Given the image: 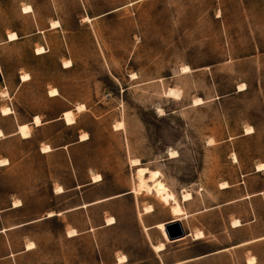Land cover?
<instances>
[{
    "label": "rangeland",
    "instance_id": "rangeland-1",
    "mask_svg": "<svg viewBox=\"0 0 264 264\" xmlns=\"http://www.w3.org/2000/svg\"><path fill=\"white\" fill-rule=\"evenodd\" d=\"M23 4L33 6L42 24L60 19L61 29L23 38L33 26L32 16L19 15ZM11 29L22 39L0 45V90L10 94L0 107L11 104L24 122L33 115L50 120L64 103L84 104L85 110L75 112L74 126L59 124L36 132L30 142L18 141L24 156L29 152V171L0 174V208L11 199L23 207L2 214L0 226L130 192L135 159L161 175L179 200L191 192L190 203L181 200L189 211L228 200L232 194L221 195L219 184L237 190L242 176L264 163V0H4L0 41ZM41 45L47 51L36 56L33 49ZM65 60L73 66L64 68ZM185 66L191 69L186 74ZM24 73L30 80L21 83ZM52 88L68 102L49 99ZM195 99L203 103L195 106ZM120 121L124 129L114 130ZM248 127L254 133L245 134ZM83 133L89 139L69 149L72 161L66 153L50 159L34 153L40 140L56 137L54 145L62 146ZM90 173L103 180L62 196L52 192L76 179L84 183ZM144 205L155 208L143 218L145 226L170 216L169 207L146 193L118 197L9 231L0 237L2 254L9 251L6 239L13 251L30 241L36 249L0 264H115L122 253L127 264H157L138 218ZM110 216L116 224L104 226ZM220 218L210 211L204 220L216 230ZM71 228L78 237L66 236Z\"/></svg>",
    "mask_w": 264,
    "mask_h": 264
},
{
    "label": "crops",
    "instance_id": "crops-1",
    "mask_svg": "<svg viewBox=\"0 0 264 264\" xmlns=\"http://www.w3.org/2000/svg\"><path fill=\"white\" fill-rule=\"evenodd\" d=\"M2 1L4 0H0V2ZM23 5H30L32 7L33 12L24 13L21 10ZM23 5L20 6L19 8V15L33 17V26H31L32 29L26 32L22 36L23 38L41 35L47 30H53L50 28V22H48L47 24H42V22L35 17L38 16V14H36L31 4H23ZM52 21L60 22V19L59 20L53 19ZM59 29H61V26H59V28L56 30ZM10 32H15L17 34L18 39L14 41H9L8 32H6L4 34V37L0 41V45L21 43L20 39L22 38L21 36H19L20 35L19 31L16 29H11ZM41 46H43L46 50L45 45H41ZM37 48L38 47H35L33 49L34 54L36 53ZM35 55L37 56V54ZM0 71L3 79L2 84H4V76L1 70V66H0ZM28 80H30V76ZM24 82L21 81V83ZM48 95L49 94L47 93V96ZM5 98L10 99V94H7L6 97L0 96V100ZM48 98L51 100L62 99L67 101L66 99L60 96L59 91L57 96H53V97L48 96ZM78 106H74L73 108H71L68 106V104L64 103V108L61 110V113L50 120H42L40 115H33L29 120L24 122L22 120L17 119V117L15 116V111L13 110V106L11 104L7 103L6 105V107L9 108L11 111L8 114L3 115L2 109L6 107H3L2 105L1 106L2 108L0 107L1 109L0 117L5 122L7 121L8 122L4 124L0 123V131L2 132L3 135V137L0 138V174H7L10 171L13 172L18 171L17 173H24V171L25 173L26 171L28 172L29 171L28 163L30 161V156H28L29 152L26 153V155L24 156L25 152H22L19 148L16 147L18 141L22 143L30 142L34 139L36 132L42 133L44 130H47L59 124L60 125L63 124L66 127H71L76 125L75 112L78 111L77 110ZM83 110H85V105ZM66 112L72 113L73 117L75 118L74 124H67L66 120L64 119V114ZM35 117L42 120L40 126L35 125L34 122ZM25 125H28L30 128V136L27 138H22L20 134V127ZM76 137H77L76 142L63 144L62 146L54 145L56 137L40 140L38 141L37 146L34 149V153L43 158L45 157L46 159H50L58 156L59 154L66 153V155H68V159L72 161V157L69 153L70 152L69 149L74 144H80L86 142L89 139L88 138L87 140H81L79 134ZM7 145H11L12 148H7V150H4V147H6ZM44 145H48L50 147V151L42 152V147H44ZM259 164L264 165V163H259ZM256 165L254 167L255 170L250 175L242 176L243 178L242 182L240 183L238 182L236 184L239 187L237 190L233 189L230 191L232 187L229 184L227 189H220L221 195L225 196L231 193L232 194L231 198H229L226 201H221L210 208H204L201 210L189 211L187 210L186 207L182 206L186 211L187 214L186 217H180V218H176L174 216L172 217L169 211L170 216L167 217L166 219L159 220L158 222L155 221V223H148V225L145 226V224H143V218L145 219V217L154 213L155 208L153 212L144 213L142 206L141 207L142 210L139 211L141 212L142 215L140 218L138 216V218L143 226V231L146 233V236L148 238V242L154 254L155 262H157V264H264V169L262 171H258L256 169ZM71 170H74V168L72 167ZM93 174L94 173H90L88 181L81 184L79 183L78 179H76L75 183L68 188H65L64 185L63 186L58 185L62 188V193H56L54 192V189L52 190V192L54 193L55 196H62L63 194L69 191H78L85 186L99 184V183H93L92 181ZM257 183H260L262 187L259 188L256 187ZM131 194H134L133 190L127 193L101 198L100 200L94 202H82V204L76 205L69 209H64L63 211H50L46 213L48 218H46L45 215V217L43 218L30 220L20 224L0 226V237L2 235H5L7 237V233H9V231L18 228L27 227V225H30L38 221L51 219L52 217L60 218L66 213L79 211L90 206L98 205L100 203L108 202L114 199H118V197L131 195ZM82 198H84L83 195ZM191 200H193V195ZM191 200L183 203H190ZM17 201H19L20 203L14 205V203ZM22 207L23 204L20 200L14 201L11 199L9 200L8 207L0 208V218L2 217V214L9 213V211H17ZM210 211H217V212L219 211V213L221 214V218L219 222L220 226L216 230H213L209 227V225H206L204 220L207 214L210 213ZM49 213H52L53 215L49 216ZM195 216H200L201 219L197 224L192 223L189 225V220L191 221L192 218ZM107 218L109 217L103 219L104 226H113L116 224L115 219L112 224H107L106 223ZM233 221H237L238 225L232 224ZM173 222H177L179 225L182 226L185 236L180 239H176L174 241H169L168 238L166 239L164 237L158 225L163 224L165 226ZM155 229H157L159 233L155 234V237L152 241L149 237V234L150 233L152 234V231H155ZM69 230H75L76 234L72 236L68 235ZM93 230L94 228L90 227L85 232H92ZM196 231L201 232L203 236L201 238H195L194 233ZM65 234L68 238H75L79 236V232L76 228L67 229ZM6 242L9 251L6 252L5 254H2L0 252V260L10 259L20 254H25L28 253L29 251L36 249L34 243L30 241L28 243H33V248H27L26 247L27 244H25L23 245L24 248L22 250L13 251L8 239H6ZM183 242L187 244L186 247H182V245L184 244ZM159 243L164 244V248L160 251H155L154 246H156V244ZM174 246H176V249L171 250V248H173ZM119 256H124L125 260L119 263L118 262ZM249 260H253V262H249ZM114 261L115 264H127L128 257L122 253L116 255L114 257Z\"/></svg>",
    "mask_w": 264,
    "mask_h": 264
},
{
    "label": "bare ground",
    "instance_id": "bare-ground-1",
    "mask_svg": "<svg viewBox=\"0 0 264 264\" xmlns=\"http://www.w3.org/2000/svg\"><path fill=\"white\" fill-rule=\"evenodd\" d=\"M21 10L24 12V13H31L33 12L32 10V7L30 5H23ZM83 20L86 21L87 23L89 22H92V18H90L89 16H84L83 17ZM60 26V22L58 21H52L50 23V28L51 29H58ZM18 39L17 37V34L15 32H9L8 33V40L9 41H14ZM45 48L43 46L41 47H38L36 49V54L37 55H41L43 53H45ZM63 64V67L64 68H70L73 66V64L71 63L70 60H65L62 62ZM191 69L190 67L188 66H185L182 68V72L183 73H188L190 72ZM134 76V75H133ZM132 76V77H133ZM29 79V75L28 74H24L21 76V81L24 82L26 80ZM244 89V84L242 86H239L238 90L239 91H243ZM8 94L7 90H3V91H0V96L2 97H6ZM49 96H57L58 95V91L57 89L55 88H52L49 90L48 92ZM169 96L170 95H174L175 93L170 89V91L167 93ZM203 101L201 99H195L194 100V105H200L202 104ZM84 109V105L83 104H80L78 107H77V110L78 111H81ZM11 110L9 108H3L2 109V114L3 115H6L10 112ZM34 122H35V125L36 126H40L41 125V120L38 119L37 117L34 118ZM64 119L66 120L67 124H74L75 123V118L73 117L72 113L71 112H66L64 114ZM124 129V122L123 121H120L118 124H116L115 126V129ZM245 134H252L254 133L253 132V128L252 127H248V128H245ZM20 134H21V137L22 138H27L30 136V128L28 125H25V126H22L20 127ZM3 137L2 135V132L0 131V138ZM80 138L81 140H87L89 138V136H87L86 133H83V134H80ZM50 151V147L48 145H44V147H42V152H48ZM170 156L174 155V152L173 151H170ZM235 160H236V157H235ZM2 163H5V162H2ZM131 165L132 166H135L137 165L136 167V174H135V179H134V188H133V192L135 195H138V194H142V193H146L147 195H151V196H154L159 202H161L163 205L169 207L170 209V213L172 215V217H176V218H180V217H186L187 214H186V211L185 209L182 207L181 205V200L182 202H188L191 200L192 198V193L190 194L189 192H183L182 194V197H181V200H179L175 194L174 191H171V189H169L164 183H163V180H162V176L161 175H158V176H155L154 173L152 171H150L149 169L145 168V167H141V166H138L139 165V160L135 159V160H132L131 161ZM256 169L258 171H262L264 169V165H261V164H258L256 165ZM102 180V175L101 174H93L92 175V181L93 183H99V181ZM228 187V183L226 182H223L221 184H219V188L220 189H227ZM54 192L56 193H62V188L60 186H56L54 188ZM20 202L17 201L14 203V205H17L19 204ZM143 212L144 213H150V212H153L154 208H152L151 205H144L143 207ZM53 214L52 213H49V216H52ZM141 212H139V217H141ZM114 222V218L113 217H109L106 219V223L107 224H112ZM232 224L234 225H238V222L237 221H233ZM159 229L162 231V234L164 235V237L167 239L168 236H167V233H166V226H164L163 224H159L158 225ZM76 234V231L75 230H69L68 231V235L72 236V235H75ZM203 236V234L199 231H196L194 233V237L195 238H201ZM169 240V239H168ZM170 241V240H169ZM27 248H33V243H28ZM164 248V244H156V246H154V250L155 251H160ZM125 260V257L124 256H119L118 258V262H122ZM249 262H253V260H249Z\"/></svg>",
    "mask_w": 264,
    "mask_h": 264
},
{
    "label": "water",
    "instance_id": "water-1",
    "mask_svg": "<svg viewBox=\"0 0 264 264\" xmlns=\"http://www.w3.org/2000/svg\"><path fill=\"white\" fill-rule=\"evenodd\" d=\"M2 82L3 79L0 71V84H2ZM165 226H166V233L170 241H174L176 239H180L185 236L182 226L179 225L177 222H173Z\"/></svg>",
    "mask_w": 264,
    "mask_h": 264
}]
</instances>
